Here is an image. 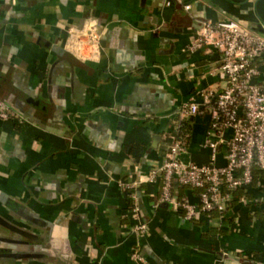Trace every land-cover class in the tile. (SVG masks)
<instances>
[{"label": "crops", "instance_id": "crops-1", "mask_svg": "<svg viewBox=\"0 0 264 264\" xmlns=\"http://www.w3.org/2000/svg\"><path fill=\"white\" fill-rule=\"evenodd\" d=\"M221 18L257 29L264 0H0V98L23 117L0 118V264H264V176L227 216L193 221L142 183L148 232L119 186L162 164L197 89L225 84L217 52L186 51ZM187 118L179 158L208 162L210 115Z\"/></svg>", "mask_w": 264, "mask_h": 264}, {"label": "built area", "instance_id": "built-area-1", "mask_svg": "<svg viewBox=\"0 0 264 264\" xmlns=\"http://www.w3.org/2000/svg\"><path fill=\"white\" fill-rule=\"evenodd\" d=\"M184 7L190 10L192 5L185 3ZM91 37L97 44V35ZM199 50L219 54L217 69L225 84L197 89L173 116V128L165 138H175L183 118L209 114L203 144L210 150L209 160L205 163L182 161L179 154L187 150L188 145L174 140L161 165L138 179L119 181L121 190L128 193L133 205L135 228L139 232L149 230L147 223L140 219L136 195L142 183H158L159 199L177 211L182 209L184 218L193 221L212 211L227 216L233 209L237 191L244 190L239 199L246 200L254 181V169L264 171V33L232 18L205 20L199 35L186 49L188 52ZM0 118L23 122L22 115L2 98ZM220 154L222 164L218 163ZM182 188L195 191L196 200H191L187 194L181 195ZM135 256L144 262L138 253Z\"/></svg>", "mask_w": 264, "mask_h": 264}, {"label": "trees", "instance_id": "trees-1", "mask_svg": "<svg viewBox=\"0 0 264 264\" xmlns=\"http://www.w3.org/2000/svg\"><path fill=\"white\" fill-rule=\"evenodd\" d=\"M191 135H192L191 121L188 118H183L181 120V127H180L179 132H176L174 134L175 138H166V144L164 146V154H165V156H166V154H167V152L169 150V148H168L169 144H171L174 140H181L182 142H184L185 144L188 145L189 142H190V139H191ZM253 175H254L253 183L254 182L257 183V180L260 177L264 176V171L261 170V169L256 168V169H254ZM238 192H241V193H238ZM243 192H244V190L241 189V190L237 191V195H239V197H242L244 195ZM181 195H182V193H181ZM248 197H249V195L247 194V198ZM179 212L183 214V210L182 209H180ZM206 215L221 216V214L218 213L217 211L207 212Z\"/></svg>", "mask_w": 264, "mask_h": 264}, {"label": "bare ground", "instance_id": "bare-ground-1", "mask_svg": "<svg viewBox=\"0 0 264 264\" xmlns=\"http://www.w3.org/2000/svg\"><path fill=\"white\" fill-rule=\"evenodd\" d=\"M87 34H88L87 30H83V31L76 32L69 39L68 46L70 48H76V49H78L80 51L81 50V44H82V41L80 40L81 39V36H84V35H87ZM89 48L92 50V54H95L96 51H97V44L96 43H93L90 47H88V49Z\"/></svg>", "mask_w": 264, "mask_h": 264}, {"label": "water", "instance_id": "water-1", "mask_svg": "<svg viewBox=\"0 0 264 264\" xmlns=\"http://www.w3.org/2000/svg\"><path fill=\"white\" fill-rule=\"evenodd\" d=\"M252 30L257 31V32H261L264 33V26H259V28H253L252 26H250ZM192 117V116H191Z\"/></svg>", "mask_w": 264, "mask_h": 264}]
</instances>
